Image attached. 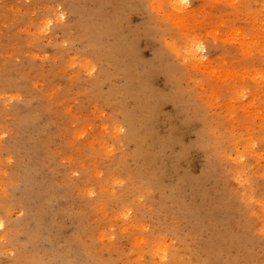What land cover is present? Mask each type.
<instances>
[{
  "label": "rangeland",
  "instance_id": "obj_1",
  "mask_svg": "<svg viewBox=\"0 0 264 264\" xmlns=\"http://www.w3.org/2000/svg\"><path fill=\"white\" fill-rule=\"evenodd\" d=\"M0 264H264V0H0Z\"/></svg>",
  "mask_w": 264,
  "mask_h": 264
}]
</instances>
